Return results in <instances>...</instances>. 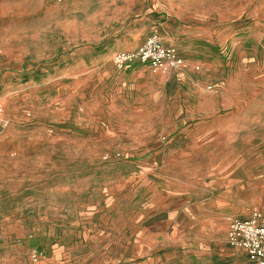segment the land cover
I'll use <instances>...</instances> for the list:
<instances>
[{
	"label": "rangeland",
	"instance_id": "374dc122",
	"mask_svg": "<svg viewBox=\"0 0 264 264\" xmlns=\"http://www.w3.org/2000/svg\"><path fill=\"white\" fill-rule=\"evenodd\" d=\"M153 34L181 68L114 66ZM0 104V264H246L264 0H0Z\"/></svg>",
	"mask_w": 264,
	"mask_h": 264
},
{
	"label": "built area",
	"instance_id": "2783aa9c",
	"mask_svg": "<svg viewBox=\"0 0 264 264\" xmlns=\"http://www.w3.org/2000/svg\"><path fill=\"white\" fill-rule=\"evenodd\" d=\"M112 62L120 71L140 65L155 74H169L185 64L179 50L167 45L157 34L148 37L134 50L116 52ZM228 245L245 252L250 264H264V212L257 211L248 220L230 219Z\"/></svg>",
	"mask_w": 264,
	"mask_h": 264
},
{
	"label": "crops",
	"instance_id": "0c3cea01",
	"mask_svg": "<svg viewBox=\"0 0 264 264\" xmlns=\"http://www.w3.org/2000/svg\"><path fill=\"white\" fill-rule=\"evenodd\" d=\"M182 56V55H181ZM129 68H147V67H144V66H140V65H133ZM128 69V68H127ZM149 69V68H148ZM257 211H261V212H264L263 209H254L252 210L251 212L247 213V214H236V215H233L231 217L232 218H238V219H241V220H248L249 218H251V216L257 212ZM229 226H230V220H229V225H228V228H227V234H226V245L224 247V249L222 250V254L226 253L227 256H229L230 258H242L246 264H250L249 263V259H248V256L245 252L243 251H237V250H234L232 249L229 245H228V232H229Z\"/></svg>",
	"mask_w": 264,
	"mask_h": 264
}]
</instances>
